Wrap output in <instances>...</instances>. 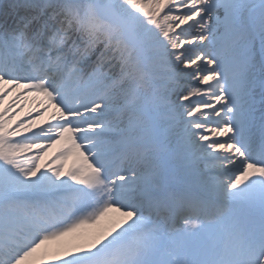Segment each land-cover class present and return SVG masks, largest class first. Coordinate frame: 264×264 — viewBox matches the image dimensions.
Wrapping results in <instances>:
<instances>
[{"label": "snow or ice", "instance_id": "snow-or-ice-1", "mask_svg": "<svg viewBox=\"0 0 264 264\" xmlns=\"http://www.w3.org/2000/svg\"><path fill=\"white\" fill-rule=\"evenodd\" d=\"M0 264H264V0H0Z\"/></svg>", "mask_w": 264, "mask_h": 264}, {"label": "bare ground", "instance_id": "bare-ground-1", "mask_svg": "<svg viewBox=\"0 0 264 264\" xmlns=\"http://www.w3.org/2000/svg\"><path fill=\"white\" fill-rule=\"evenodd\" d=\"M8 99L11 100L12 97H9ZM7 102H8V101H6V103H7ZM31 106H32V105H31V103L29 102V104L25 106V111L27 112ZM17 111H18V109H17ZM18 119L26 120V119H28V117H26V116H24L23 114H21V116L18 117ZM14 123H15V122H14ZM54 150H55V149H54ZM31 154H32V153H28V155H31ZM70 163H71V162H70ZM53 166H55V165H53ZM42 170H44V169H42Z\"/></svg>", "mask_w": 264, "mask_h": 264}]
</instances>
